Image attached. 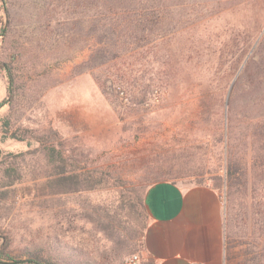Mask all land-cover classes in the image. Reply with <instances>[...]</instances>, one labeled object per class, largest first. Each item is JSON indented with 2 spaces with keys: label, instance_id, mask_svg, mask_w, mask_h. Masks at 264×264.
Returning a JSON list of instances; mask_svg holds the SVG:
<instances>
[{
  "label": "rangeland",
  "instance_id": "1",
  "mask_svg": "<svg viewBox=\"0 0 264 264\" xmlns=\"http://www.w3.org/2000/svg\"><path fill=\"white\" fill-rule=\"evenodd\" d=\"M1 15L14 99L0 108V228L14 260L127 264L149 220L135 192L172 180L218 190L224 264H264V154L251 135L264 107L228 112L244 107L232 84L264 32V0H0ZM60 142L106 174L100 187L50 192L45 147Z\"/></svg>",
  "mask_w": 264,
  "mask_h": 264
},
{
  "label": "crops",
  "instance_id": "2",
  "mask_svg": "<svg viewBox=\"0 0 264 264\" xmlns=\"http://www.w3.org/2000/svg\"><path fill=\"white\" fill-rule=\"evenodd\" d=\"M8 92L0 71V103ZM149 220L139 264H224V207L209 184L152 183L145 192Z\"/></svg>",
  "mask_w": 264,
  "mask_h": 264
},
{
  "label": "trees",
  "instance_id": "3",
  "mask_svg": "<svg viewBox=\"0 0 264 264\" xmlns=\"http://www.w3.org/2000/svg\"><path fill=\"white\" fill-rule=\"evenodd\" d=\"M5 1L3 2L4 5ZM5 8V7H4ZM6 11V8H5ZM1 34L4 38L7 34V16L1 15ZM252 57L245 63L244 69L239 76L233 81L232 89L235 93H240L238 101L239 105L244 103V107L230 106L228 112L231 110L233 115H238L241 118L240 113L246 109H263L264 107V32L262 33L261 38L259 34H255L252 39L251 46ZM0 71L4 74L7 80V96L0 103V108L7 103H10L14 99V76L11 71V67L6 63H0ZM5 71L6 73H4ZM220 103L221 107L225 104L222 103V100H218L215 96L211 97V102L205 99V103ZM229 104V103H228ZM237 109L238 113H235ZM252 122L254 125V131L251 135L254 136L256 143L258 144L259 153L264 154V112L259 111L257 114L252 115ZM4 132H8V122H3ZM56 136V132L54 133ZM51 134L43 136V139L53 138ZM56 147L55 145L49 146L46 145L45 150L48 154V159L50 162L55 163V170L53 173L48 175L47 184L52 193H71L82 190H90L100 187L103 184V181L106 177L102 171L89 170V165L84 161H72L69 156L64 155L65 147L63 144ZM10 169H6L7 173H11ZM105 175V176H104ZM235 177V171L231 168L227 171V179L233 182ZM16 180H13L11 183H15ZM135 207L137 208V218L139 216L146 217L147 212L144 204L143 191L138 190L135 192ZM143 230L146 229V226L143 225ZM137 232V229H135ZM4 237V238H3ZM4 239V241H3ZM3 241V242H2ZM1 261H15L14 263H4ZM0 264H56L49 260V258L38 254L30 253L27 258L23 261L14 260L12 251L10 250V239L8 236L4 235V231L0 228Z\"/></svg>",
  "mask_w": 264,
  "mask_h": 264
},
{
  "label": "built area",
  "instance_id": "4",
  "mask_svg": "<svg viewBox=\"0 0 264 264\" xmlns=\"http://www.w3.org/2000/svg\"><path fill=\"white\" fill-rule=\"evenodd\" d=\"M140 262V254L139 253H133L130 256H128L126 263L127 264H139Z\"/></svg>",
  "mask_w": 264,
  "mask_h": 264
},
{
  "label": "water",
  "instance_id": "5",
  "mask_svg": "<svg viewBox=\"0 0 264 264\" xmlns=\"http://www.w3.org/2000/svg\"><path fill=\"white\" fill-rule=\"evenodd\" d=\"M1 262H4V263H14L15 261H1Z\"/></svg>",
  "mask_w": 264,
  "mask_h": 264
}]
</instances>
